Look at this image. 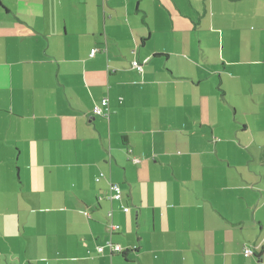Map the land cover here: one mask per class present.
Instances as JSON below:
<instances>
[{"label":"crops","instance_id":"obj_1","mask_svg":"<svg viewBox=\"0 0 264 264\" xmlns=\"http://www.w3.org/2000/svg\"><path fill=\"white\" fill-rule=\"evenodd\" d=\"M0 264H264V0H0Z\"/></svg>","mask_w":264,"mask_h":264},{"label":"built area","instance_id":"obj_2","mask_svg":"<svg viewBox=\"0 0 264 264\" xmlns=\"http://www.w3.org/2000/svg\"><path fill=\"white\" fill-rule=\"evenodd\" d=\"M97 51L98 50L96 48H94V49H92L91 54L94 55L97 53ZM133 66L138 71L143 70V66L138 60L133 61ZM93 114L95 116H102V117H106V118H108L110 116L111 108H110L109 101L107 98H104L100 104H97L94 106ZM102 177H103V174H100V176L97 177V181H99ZM109 188H110V194L108 195V198L110 200H120L122 198L121 186L118 183H114V182L111 183ZM123 210H124V212H129L130 208L127 206V207H124ZM109 216H112V212H109ZM109 227H110L111 233H114L115 231L120 229V225H117L114 223H111L109 225ZM106 246L109 247L112 252L119 253V252L124 251L123 248L119 244H115L111 240L107 241ZM104 250H105V246H98L97 247V251L99 253H103ZM252 254H254V251L252 248H246L245 249V256H250Z\"/></svg>","mask_w":264,"mask_h":264},{"label":"bare ground","instance_id":"obj_3","mask_svg":"<svg viewBox=\"0 0 264 264\" xmlns=\"http://www.w3.org/2000/svg\"><path fill=\"white\" fill-rule=\"evenodd\" d=\"M120 253V252H119Z\"/></svg>","mask_w":264,"mask_h":264}]
</instances>
